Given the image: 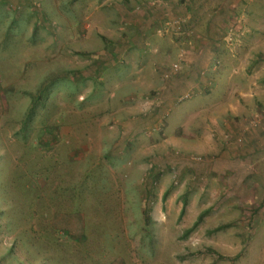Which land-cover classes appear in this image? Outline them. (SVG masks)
<instances>
[{
    "label": "rangeland",
    "instance_id": "rangeland-1",
    "mask_svg": "<svg viewBox=\"0 0 264 264\" xmlns=\"http://www.w3.org/2000/svg\"><path fill=\"white\" fill-rule=\"evenodd\" d=\"M74 1L0 0V264H264V119L250 126L264 101L223 127L224 148L257 139L256 153L234 160L195 150L204 140L194 147L190 129L204 125L210 98L193 93L131 136L140 127L107 76L122 81L123 68L77 57L74 27L87 10H70Z\"/></svg>",
    "mask_w": 264,
    "mask_h": 264
},
{
    "label": "crops",
    "instance_id": "crops-1",
    "mask_svg": "<svg viewBox=\"0 0 264 264\" xmlns=\"http://www.w3.org/2000/svg\"><path fill=\"white\" fill-rule=\"evenodd\" d=\"M258 4V0H75L70 10L76 11L77 6L87 12L81 14L84 24L71 27L76 30L72 43L77 57L91 59L92 66L98 60L108 70L123 68L122 81L115 78L116 73L107 76L114 82L112 93H118L128 106L127 119L140 127L131 136L140 137L161 126L179 104L180 94L193 93L194 97L210 99L206 101L209 106L201 109L206 113L200 117L204 125L193 126L190 131H195L189 133L195 140L194 147L204 140L203 146L188 147L205 151L213 160H234L250 148L256 153L253 148L258 144L253 133L251 137L236 136L242 144L233 142L229 148H224L221 141L223 127L236 129V122L246 113H254V100L264 101V27L255 24ZM63 16L67 22L71 18L66 12ZM177 18L185 21V36L175 29L160 32L167 22ZM231 26L239 43L229 45L222 36ZM176 63L180 64V72L165 78ZM94 80H85V93H94ZM99 80L102 82L103 77ZM196 116L198 121L200 115ZM201 127L215 128L220 135L214 138L208 130L202 135ZM121 140L114 146L121 145Z\"/></svg>",
    "mask_w": 264,
    "mask_h": 264
},
{
    "label": "built area",
    "instance_id": "built-area-1",
    "mask_svg": "<svg viewBox=\"0 0 264 264\" xmlns=\"http://www.w3.org/2000/svg\"><path fill=\"white\" fill-rule=\"evenodd\" d=\"M185 21L182 20V19H177V20H174V21H169L166 23V26L160 30V32H165L167 30H171V29H175L176 31L178 32H181L183 31V29L185 28ZM236 35V32L234 29H231L225 36L224 38V41L231 45L233 43V40H234V37ZM181 70V67H180V64L176 63V64H173L172 67L170 68V70L168 72L165 73V78H168L170 76L171 73H179ZM191 98V93H187L183 96H181L179 99H178V102H184L186 100H189ZM261 119H264V114L263 115H257L255 118L251 119L250 120V126H258L260 123V120ZM224 139L226 142H231L233 141V135L231 134H226L224 135ZM237 141H241V139H236ZM200 159V158H198Z\"/></svg>",
    "mask_w": 264,
    "mask_h": 264
},
{
    "label": "trees",
    "instance_id": "trees-1",
    "mask_svg": "<svg viewBox=\"0 0 264 264\" xmlns=\"http://www.w3.org/2000/svg\"><path fill=\"white\" fill-rule=\"evenodd\" d=\"M165 198H166V195L164 196L163 199L165 200ZM185 206H186V202L184 203L183 209H182V211H181V214H182V215H183V213H184V207H185ZM204 215H205V212H203V213L199 216L198 220L193 224V226H192L191 228H189V229H187V230L185 231V236H188L191 232H193V231L197 228V226L199 225V223L202 221ZM223 228H225V227H224V226H220V227H218V228L215 229V230L217 231V230H221V229H223Z\"/></svg>",
    "mask_w": 264,
    "mask_h": 264
}]
</instances>
